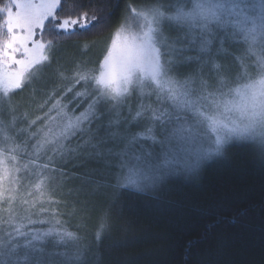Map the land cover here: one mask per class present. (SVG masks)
I'll use <instances>...</instances> for the list:
<instances>
[{
  "label": "rangeland",
  "instance_id": "1",
  "mask_svg": "<svg viewBox=\"0 0 264 264\" xmlns=\"http://www.w3.org/2000/svg\"><path fill=\"white\" fill-rule=\"evenodd\" d=\"M224 2L192 0L189 8L182 9L192 13L183 20L190 31L201 32L208 36V40L212 36L223 38L228 35L246 42L254 55L239 56L234 60L223 58L218 63L213 61V66L207 67V71L218 74L215 83L188 82L172 72H161L153 78L157 67V50L161 65L165 68L167 65L163 62L158 36L159 12L155 7L146 6L135 7L132 16L110 37L94 84L75 85L74 89L70 87L67 90L65 69L72 63L69 59L75 60L70 56H99L98 50L65 43L56 45L54 42L45 47L34 39L37 30L55 14L59 0H8L4 10L8 14L10 34L12 30L13 33L0 51V221L9 218L24 223L20 231L28 232L30 228L28 239L33 241L34 247H44L56 264H71L78 245L99 244L104 235L102 233L107 231V222L101 220L99 212L95 219L91 203L88 202L91 196H85L81 189L68 195L70 188L79 187L74 186L75 182L68 187V182L65 183L57 174L55 170L59 168L63 171L64 166L61 168L54 162L45 167L50 157L55 156L56 161L62 158L65 163L67 156L75 158L80 151L84 154L93 151L91 145H83L79 137H70L60 144L53 143V136L67 123L63 113L67 112L68 118L74 121L80 112L87 109V104L79 110L78 105H69L79 93L95 92L106 98H121L124 103L117 112L122 120L134 119L137 127L133 130L142 134L140 142L143 144H151L153 139H159V125L156 122L146 123L151 115L147 111H142L137 117L136 111L142 108H161L184 114L188 121L185 125L186 135L194 146L214 143L217 136L225 139L220 151L203 159L196 169L177 167L155 189L145 193L156 192L175 177L196 176L209 159L225 152L233 140L252 141L264 152V16L255 15L247 23L217 24L210 8ZM255 2L260 3L261 0ZM197 4L202 7H195ZM176 11H173V15ZM76 24L67 21L61 27L70 29ZM205 25L208 27L205 28ZM14 29L17 32L27 30L31 35L28 47L22 53L27 50L34 54L39 51L36 46H43L36 57L22 67L16 64L22 63V60H14V56L25 54L18 55L14 47ZM234 74L235 77H232ZM157 80L162 88L158 87ZM202 83L213 86L201 92ZM169 89L172 91L169 92ZM70 91L72 95L69 97ZM208 92L213 95L208 96ZM85 99L86 96L80 97L81 102ZM95 126V116L91 124L84 122L80 125L82 128ZM105 126H108L107 120ZM237 127L241 131L232 133L231 129ZM53 148L57 151L53 152ZM94 160L103 163L102 159ZM106 191L112 193L110 187ZM52 195L55 200L67 204V207L59 209L65 213L60 219L66 223L58 225L47 216L33 214L42 206L55 208L56 205L48 202V197ZM28 216L35 221L46 222L29 226L26 221ZM94 224L96 231L90 236L86 232ZM69 226L77 231L78 240L66 235ZM33 234L38 235L39 239H34Z\"/></svg>",
  "mask_w": 264,
  "mask_h": 264
},
{
  "label": "trees",
  "instance_id": "2",
  "mask_svg": "<svg viewBox=\"0 0 264 264\" xmlns=\"http://www.w3.org/2000/svg\"><path fill=\"white\" fill-rule=\"evenodd\" d=\"M7 1L0 0V51L13 33L4 10ZM191 4L192 0H171L173 10L168 15ZM146 6L143 0H59L55 14L37 30L34 39L45 47L54 42L97 49L99 56H70L75 60L69 59L72 63L65 69L67 90L93 85L110 37L132 16L135 7ZM67 21L77 24L62 28ZM171 23L185 29L187 39L196 41L191 50L180 54L170 51L178 45L169 42L165 48L160 43L163 62L175 60L184 73L178 77L188 82L215 83L218 74L207 71L213 61L254 56L246 42L228 35L212 36L207 50L201 52L207 35L190 31L184 21ZM30 37L27 30L14 29V47L18 55L25 53L14 56V60H22L16 63L19 67L34 59L43 47L36 46L39 51L34 54L22 53ZM102 164L80 151L75 158L66 157L63 171L74 177L68 187L75 182L85 196H91L88 202L95 219L99 212L101 220L107 222L98 244L105 264H264V152L252 141L233 140L196 176L175 177L153 193L120 189L122 194L115 199L112 193L104 192L114 182L102 174ZM90 170L96 171L86 176ZM71 227L67 231L77 232ZM95 228L94 224L86 233L93 236Z\"/></svg>",
  "mask_w": 264,
  "mask_h": 264
},
{
  "label": "snow or ice",
  "instance_id": "3",
  "mask_svg": "<svg viewBox=\"0 0 264 264\" xmlns=\"http://www.w3.org/2000/svg\"><path fill=\"white\" fill-rule=\"evenodd\" d=\"M147 6L155 7L159 12L158 31L161 42L165 48H169V42L179 47H171L170 51L177 54L191 50L195 46V39H187L185 29L173 26L171 22H182L192 15L190 12H184L182 9L177 10L175 15H168L171 12V0H143ZM195 7L201 8L202 5L197 4ZM211 15L217 24L239 23L243 21L247 23L253 16H264V0L256 3L255 0H225L224 3L212 5L210 8ZM208 26L205 25V28ZM219 38V37H217ZM211 40L201 42L200 51L205 52ZM157 67L153 76L155 79L161 72L165 74L172 72L178 76H184L181 66L175 60L166 59L165 64L161 65L159 60V52L157 50ZM186 59H200L199 57H187ZM190 79V77L188 78ZM171 82V81H170ZM158 87H163L157 80ZM212 84H201V92L205 88L211 89ZM172 90L169 89V92ZM208 96L213 93L208 92ZM87 97L81 102L80 97ZM174 99V97H173ZM91 101V103H89ZM124 103L120 99L106 98L103 94L98 93H79L69 103V105H78L79 108L88 107L85 111L80 112L79 116L68 118V113H63V117L67 118V123L60 128L58 133L53 136V143L60 144L62 140H69L70 137H79L82 139L83 145H91L93 151L88 152L90 158L102 159V174L109 177L114 183L108 187L112 189L113 198H118L122 193L120 189L127 190L135 188L139 192L150 191L161 184L165 178L177 167H184L189 170L196 169L200 162L218 153L225 143V139L217 136L214 143L208 145L194 146L188 135L185 125L188 121L185 115L174 110L143 109L136 111L139 117L142 111H147L151 115L146 120L147 124L154 122L159 125V139H153L151 144H143L140 142L141 133L134 131L137 127L134 119H121L117 109ZM95 116V128H82L80 125L84 122L92 123V117ZM105 120L108 126H105ZM241 131L238 127L231 129L236 134ZM86 137V139H84ZM94 141V143H93ZM157 145L159 146L157 148ZM53 152L57 149L53 148ZM69 152L71 149L68 150ZM58 163L62 168L64 161L55 160V156L50 157L48 168L52 163ZM67 183L74 177L68 172L55 170ZM90 170L85 175H90ZM51 179H54L51 176ZM80 189L70 188L68 195L79 192ZM54 195L48 197V202L56 205L55 208L40 207L33 214L36 216H47L54 220L56 224L66 223L60 219L64 212L59 209L67 207L63 201H57ZM18 220V219H17ZM9 218L0 221V264H56V261L46 253L44 247H34L33 241L28 239L29 231L21 232L20 228L24 223H17ZM30 226L34 223H45L44 220L35 221L30 216L26 219ZM34 235V239L39 236ZM66 235L78 240L76 233L66 232ZM23 240V243H21ZM99 246L95 242L89 245H78L71 264H105L103 257L99 256ZM68 264V262H64Z\"/></svg>",
  "mask_w": 264,
  "mask_h": 264
}]
</instances>
